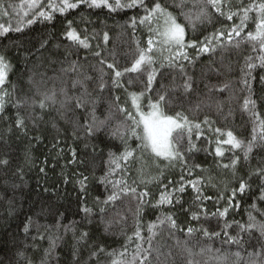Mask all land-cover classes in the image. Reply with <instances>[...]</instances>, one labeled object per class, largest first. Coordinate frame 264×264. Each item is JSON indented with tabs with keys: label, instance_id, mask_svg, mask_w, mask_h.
Returning <instances> with one entry per match:
<instances>
[{
	"label": "trees",
	"instance_id": "trees-1",
	"mask_svg": "<svg viewBox=\"0 0 264 264\" xmlns=\"http://www.w3.org/2000/svg\"><path fill=\"white\" fill-rule=\"evenodd\" d=\"M5 2L7 3L8 0ZM11 2L16 5L15 11L9 9L10 16L0 17V23H4L5 26L15 25L16 14L23 4V0H11ZM164 2L168 5L172 4V0H164ZM247 2L248 0H245V3ZM236 3L237 0H233V4ZM170 10H172L171 7ZM138 12L139 15H143L142 10L127 9L110 13L103 8L82 7L71 11L66 17L55 14V19L51 23L37 21L31 26L24 27L22 32L10 31L6 36H0V55L6 56L10 62L12 69L9 79L17 89L13 99L31 96L33 93L29 90L31 87L29 77L39 81L42 74L48 81L47 88L55 86L59 90L62 86L61 81L66 80L65 86L71 95L73 91H76L71 88V81L75 74L69 73L67 77H62L60 73V69L67 67L68 61L71 60L80 61L83 65L82 71L93 77V80L88 82L89 89H95L99 75L96 71L99 67L98 58L91 54L95 50H102V55L109 62H115L120 69L130 67L138 55L137 42L140 47H147V39L150 35L146 25L137 24L135 29L129 26L130 18L136 16ZM66 19L74 21V26L81 35L84 34V29H87L91 49H77L65 39L63 33ZM235 22L239 23L238 19ZM231 23L213 13L210 23L198 25L195 32L189 28L186 38L200 41L206 36H211L217 29H225ZM249 27L254 29L251 21H249ZM247 31L248 29H245V32ZM105 32L108 34L107 43L103 40ZM93 36L94 38H91ZM42 44L45 46L41 47ZM250 54L255 55L247 44H241L238 49L233 47L225 50L217 49L213 54L199 56L191 64L182 61L183 73L178 67L164 68L163 79L157 76L153 87L174 96L173 104L166 109L169 114L183 112L193 121H203L207 116L215 122L212 124L213 129L220 128L225 133L231 130L238 139L247 142L252 138L254 124L250 113L243 110L245 93L240 90L241 85L238 81L240 68L244 65L245 57ZM166 56L164 53H158L157 59L160 60ZM85 57H87L86 60ZM108 71L110 73L111 70ZM187 76L192 78L193 83V91L190 93H185L181 87ZM50 77H60V79H48ZM105 80L112 89V94L109 96L106 90L105 94L100 96L96 111L101 119L104 118L108 104L114 96H119L121 103H124L128 102L130 94L143 91L146 75L125 74L121 78L122 86L116 88L111 85V75L106 76ZM225 83L231 87L224 92H217L215 89L209 92L208 87L205 86ZM255 87L258 89L259 84L256 83ZM217 101L223 102L220 111L216 107ZM208 104L211 107L205 106ZM197 105H200L199 110H194ZM127 106H130L129 103ZM58 107L57 104L46 112H41L38 106L34 110L31 107L21 108L19 114L24 117L27 125L24 130L15 126L17 109L11 104L7 107L5 115L0 116V160L8 161L7 166L0 165V264H28L29 260L32 264H41V261L46 259L44 251L49 246L48 239H34L37 235L35 226L27 235L24 233V225L29 217L35 224L48 226L53 233L62 237L57 241L52 257L46 259V264H111V257L107 253H119L123 251L126 244L128 245L126 258L131 259L135 244H129L128 237L135 231L138 201L131 194L122 196L114 205H108L103 214L97 203V199L103 201L113 190L112 184H102L100 179L109 170V153L114 152L118 155L119 151H122V145L119 140L110 139L106 132L92 137L86 136L83 129H78V123L83 122L86 114L80 110L76 112L69 110L66 116L62 117L57 111ZM258 110L264 118V97L258 100ZM122 119L123 117L116 112L112 121L113 127ZM202 128L204 135L199 140L193 135L197 150L188 160L190 166L198 164L201 167L193 169L192 176L185 174V182L196 177L203 178L206 182L204 195L212 197L204 201V206L211 214L217 208L223 210L227 206L231 189L238 185L240 177L248 179L257 165L264 163V146L258 144L248 161L243 160L242 151L234 150L235 155H239L241 160L233 175L231 170L218 166L217 161L230 163L234 152L225 151L223 158H217L215 140L218 134L209 131L206 125H202ZM258 132L259 128H257ZM220 138L226 139V136ZM129 143L135 148L138 142L130 140ZM182 143L186 147V138ZM54 144L56 147H53ZM222 147L227 149L230 146ZM73 150L76 152L75 162H72ZM166 163L162 160L155 161L151 156L145 155L142 160L130 161L126 173L123 170H117L116 174L109 179L119 180L123 177L129 185L137 188V192L147 187L151 193V203L155 204L160 193L164 191L161 183L168 184V181L172 180L174 184L169 185L172 189L180 182L182 175L179 166L165 167ZM41 168L44 169L43 172ZM160 169L164 172L160 182L146 185L140 183L141 179L156 176ZM81 174L88 177L86 193H81L77 183L82 178ZM133 181L136 183L134 184ZM249 183L250 190L243 196L237 194L233 201V204H238L239 207L229 208L226 217L202 215L199 221H195L191 219L189 213L181 210L180 205H176L175 208L145 205L140 215L144 236L148 234L147 225L156 222L157 217L169 211L175 215L181 228L186 229L191 226L221 233L220 237L209 240L199 231L193 233L191 237L180 231H175V235L170 236L169 230L165 228L155 237L154 245L160 255L157 260L155 253L153 254L152 264H187L186 253L182 250L185 240L194 247L196 252H199L200 246L204 245L214 250H228L229 246L222 243L225 222L231 225L227 231L231 235H236L239 231L238 224H246L250 212L258 222L264 223V215L251 208V205L255 203L258 209L264 210V202L257 199L260 181L252 176ZM221 193L224 199L217 200ZM176 195L182 197L184 208L191 206L193 211H199L193 203L195 194L190 185L186 187L184 193H176ZM84 204L93 209L90 220H85L84 213L80 210ZM57 221L64 226L74 225L75 237L73 231L65 232L63 227L53 228ZM109 222L110 226L106 231L105 228ZM43 231L44 228L41 227V232ZM84 231L89 233L87 240L77 244V238ZM48 234L45 233L46 237ZM252 235L254 241L259 237V233L255 230ZM177 239L180 241V246H177ZM98 247L105 248V252L99 254L98 260L90 259V254ZM74 248L78 249V261L72 255ZM245 248L248 252L252 251L248 245H245ZM231 251H236V246L233 245ZM20 253H23V256L19 255ZM206 258L207 256L194 257L201 262Z\"/></svg>",
	"mask_w": 264,
	"mask_h": 264
},
{
	"label": "snow or ice",
	"instance_id": "snow-or-ice-1",
	"mask_svg": "<svg viewBox=\"0 0 264 264\" xmlns=\"http://www.w3.org/2000/svg\"><path fill=\"white\" fill-rule=\"evenodd\" d=\"M107 9L110 13L127 9L142 10L143 15L130 18L129 26L136 28L137 24L146 25L150 33L147 39V47H140L137 42L138 55L131 63L130 67L120 69L115 62H109L106 57L102 55V50H95L91 54L98 58L97 64L99 67L96 71L99 73L97 86L95 89H89V81L93 77L82 71L83 65L79 60L68 61L67 67H62L60 73L62 77H67L69 73H74L75 76L71 81L72 94H69L66 85V80L61 81L59 90L55 86L47 88L48 81L42 78L39 81L29 77L31 96L17 97L16 85L9 79V73L12 66L6 56L0 55V116L5 115L6 109L11 104L17 109V116L14 124L17 128L24 130L27 125L23 116L19 114V110L24 107H31L33 110L38 106L41 112H46L57 104L59 107L57 111L62 117L66 116L67 111L76 112L83 111L86 114L82 123H78V129H83L84 134L88 137L95 136L99 133L106 132L110 139L119 140L122 145V151L117 155L114 152L109 153L108 165L109 170L105 176L100 179L102 184H112L113 190L103 201L97 199L100 205V212L103 214L108 205H114L115 202L121 199L122 196L129 194L138 201L136 209L135 231L128 237V243H134L135 248L132 252L131 259H127L128 245L124 246L123 251L119 253L108 252L107 255L111 257V264H152V257L155 253L156 259H159V250L154 245L155 237L160 231L165 228L169 230V235L174 236L175 231L184 232L186 236L191 237L193 233L199 231L204 237L213 240L220 237V232H209L207 229H196L194 227L181 228L175 215L169 211L162 213L157 217L156 222L147 225V236L142 235L143 226L140 222V215L142 208L147 205L151 207L171 206L175 208L180 205L182 211L189 213L192 220L199 221L201 216L208 215L226 217L231 207H239L234 205L233 201L237 194L243 196L250 190L251 185L249 181L252 176H255L259 181V196L258 201L264 202V163H260L252 171L248 179L240 177L238 185L231 189V195L227 200V206L221 210L217 208L215 212L209 214L204 206V201L212 199L210 196L204 195V187L206 182L202 177L189 179L185 182V174L187 176L193 175V169L200 168L198 164L189 165L188 160L191 154L197 150V145L193 142V135L199 140L204 135L202 125H206L208 130L217 135L215 140V156L223 158L225 151L240 150L243 153V160L248 161L250 154L254 148L259 144L264 146V118L258 110V100L264 97V0H237L233 4V0H172V4L168 5L164 0H23L20 6V11L16 14L15 25L0 23V36H6L10 31L22 32L24 27L31 26L37 21H47L51 23L55 19V14L67 16L71 11L81 9ZM170 7L172 10H170ZM9 9L15 11L16 5L8 0H0V17H8L11 15ZM22 13V15H21ZM213 13L224 20L232 22L231 25L225 29H217L211 36H206L203 40H188L187 30L190 28L193 32L197 30V26L204 23H210ZM182 18V19H181ZM238 19L239 23L235 21ZM249 21L254 24V29L249 27ZM87 23V21H86ZM245 29H248L245 32ZM63 36L70 42L71 45L76 46L77 49L83 48L89 50L92 48L90 37L87 29H84V34L77 30L74 26V21L66 19L65 31ZM91 38H94L91 37ZM104 43L108 41V34H103ZM46 43V42H45ZM241 44L250 46L251 52L255 55H248L245 57L244 65L240 68V78L238 83L241 85V91L245 93L243 98V110L250 113L253 118V134L251 140L247 142L237 138L234 133L229 130L226 133L220 128H212L215 123L209 117H205L203 121H193L189 119L183 112H176L174 115L169 114L166 109L171 107L174 102V96L169 95L168 92H162L154 89L153 85L157 80V76L163 79L164 68L178 67L180 71L184 72V65L182 61H187L189 64L194 59L204 54H213L217 49L225 50L229 47L240 48ZM45 45L42 44L41 47ZM195 50V57L188 54L187 49ZM99 49V45H97ZM167 51L168 56L158 60L154 55L155 52ZM67 60V57L65 58ZM87 57H85V60ZM108 70H111L110 73ZM128 73H137L146 75V83L144 90L139 93L130 94V107L128 102L121 103L119 96H114L108 104L106 114L101 119L97 115V106L100 103V96L105 94L106 90L109 96L112 94V89L109 88L108 82L105 80L106 76L111 75V85L113 88L121 87V78ZM255 73V74H254ZM186 75V74H185ZM48 79H60V77H50ZM259 84V88L255 84ZM208 87L209 92L213 89L217 92H224L231 86L227 83L223 85H214ZM163 87V85H161ZM181 87L185 93L193 91L192 78L187 76L184 79ZM95 93V95H94ZM255 97V98H254ZM211 107L210 104L205 105ZM223 102L217 101V110H222ZM200 105L196 106L199 110ZM118 112L123 119L115 124L113 127L112 121ZM257 128L259 132L257 133ZM226 136V139L220 137ZM187 140L186 147L183 146V141ZM130 140H135L138 143L135 148L129 143ZM227 145L229 148L225 149L222 146ZM53 147H56L54 144ZM145 155L151 156L155 161H165V167L181 168L182 175L180 182L175 184L172 189L169 185H173L172 180L168 184H162L164 189L160 193L159 199L155 204L151 203V193L147 187L143 191L137 192L136 187L128 184L123 177L119 180H111L116 174L117 170L127 171V166L130 161L142 160ZM73 161L76 160V152L72 151ZM241 157L235 155L230 158V163H222L218 160L217 164L224 169H229L235 175L237 165L240 163ZM8 161L0 160V165L7 166ZM159 168V164L157 163ZM43 172L44 169L41 168ZM143 175V170H141ZM164 175L163 169L157 173L156 176L141 179L140 183L148 184L153 182H160V178ZM82 178L77 181L80 186L81 193H86L88 180L87 176L81 174ZM67 182V181H66ZM135 184L136 181H133ZM191 186L193 193V203L199 211H193L191 206L184 208L182 197L176 193H184L187 186ZM224 199L223 193L218 195L217 200ZM251 208L255 211H260L264 215V210L257 208V204L253 203ZM84 213V219L90 220L93 216V209L84 204L81 209ZM103 222V221H102ZM35 226L37 235L34 239L49 241V246L44 251V257L50 259L57 247V241L62 239L61 236L56 235L48 226H40L35 224L31 217L28 218L24 225V233L27 235ZM106 226L105 230L107 231ZM41 227L44 231L41 232ZM53 228L63 227L65 232L74 231V225L64 226L59 221ZM231 225L225 222V230L223 231V244L229 246L228 250L213 249L210 246H200L199 252L194 251V247L189 245L187 240L184 241L182 250L186 253L187 264H264V223L258 222L256 217L250 212L248 222L246 224H238L239 231L236 235H231L227 229ZM253 230L259 233V237L255 239L252 235ZM45 233H49L46 237ZM89 233L81 232L77 238V244L86 241ZM247 237V238H245ZM177 246H180V241L177 239ZM236 246V251H231L232 246ZM248 245L252 248L248 252L245 248ZM105 248L98 247L91 254L90 259H99V254L104 253ZM19 255L23 256V253ZM73 258L79 260L78 249H73ZM171 255V253H169ZM196 256H207L201 262L194 259ZM46 259L41 261V264H46ZM32 264V261H28Z\"/></svg>",
	"mask_w": 264,
	"mask_h": 264
},
{
	"label": "rangeland",
	"instance_id": "rangeland-1",
	"mask_svg": "<svg viewBox=\"0 0 264 264\" xmlns=\"http://www.w3.org/2000/svg\"><path fill=\"white\" fill-rule=\"evenodd\" d=\"M187 51H188L189 56L195 57V50L194 49L189 48V49H187ZM158 53H161V52L157 51L154 53V55L157 57ZM163 53L166 54L167 56L169 55V53L167 51H164ZM128 103L130 105V96H128ZM129 109L131 110L130 106H129Z\"/></svg>",
	"mask_w": 264,
	"mask_h": 264
}]
</instances>
